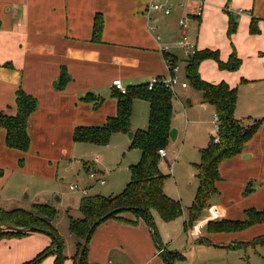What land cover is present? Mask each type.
Instances as JSON below:
<instances>
[{
  "label": "crops",
  "instance_id": "obj_1",
  "mask_svg": "<svg viewBox=\"0 0 264 264\" xmlns=\"http://www.w3.org/2000/svg\"><path fill=\"white\" fill-rule=\"evenodd\" d=\"M163 1L0 0V115H16V94L20 88L38 100V108L28 120V136L30 138V149L26 152L28 154L8 147L6 130L0 127V167L7 170L8 166H6L5 160L13 161L11 156H13L14 152H16L17 161L22 155H33L34 157H42V159L48 160L49 156L42 155L37 148L41 145L54 146L48 138L61 135L63 130H65L63 129L64 126L71 127L69 131L71 135L72 133L74 135L73 130L78 125L88 127L105 125L108 118L117 115V99L112 95L116 91L113 86L114 81H121L122 85L127 89L131 86L147 84L154 78L169 77L168 53L166 54L162 51V46L167 44L164 40L172 42L178 37L187 36V31L180 27L181 33L173 38L168 27L177 26L179 23L174 15L171 16L172 10L170 7H167L171 10L169 16L148 11L152 3L163 4ZM195 1L197 5L200 1L202 2L203 5H200L203 7V13L205 11V15L208 17L213 11H216L220 17L221 25L226 26L225 11L222 14L226 0ZM231 3L227 7L234 16L238 12H246L240 17L245 33L247 32V26L250 30L253 19L258 22V25L264 20V0H232ZM197 5L190 8L194 12L189 17L201 22L204 14L202 13L200 17L196 15ZM98 16L103 21V29L101 36L96 40L94 39V24ZM151 18H156L157 20L154 25L155 32H151L149 29ZM159 21L161 25L159 32L161 33H158V29H156ZM159 34L163 35L164 38V40L161 39V42L156 39L157 36L161 37ZM251 35L253 34L251 33ZM192 43L198 51V43ZM253 44L254 41L251 40V45L243 48L242 51L238 48V56L242 59H245L248 55H252V58L257 59L264 58V55L256 56L257 49L253 47ZM178 49L180 48L178 47ZM174 50L169 55L176 58L178 64H180L179 52L176 49ZM180 50L183 52L182 49ZM228 52L229 50L226 49V55H223L226 60L231 56L230 53L227 57ZM62 71L65 73V79H61ZM199 71L200 75H202L201 66ZM260 71L263 72V70ZM242 74L240 76L238 72L227 71L222 78V82L238 89L239 99L235 117L244 126H250L255 121L262 119L253 117L254 115L250 116L248 120L245 119V114L249 112L248 107L244 108L243 106L244 96H241V94L248 89L251 91L263 89L264 91V74L257 75L254 70L243 71ZM239 77L241 79L240 82ZM181 79L184 81L182 77ZM55 82H57V88L54 87ZM63 86L65 89L61 91ZM87 94H92L94 100H102V106H100L98 111L93 109V106L98 101H82V98ZM176 98L180 99V96L176 94ZM183 104L186 112V107H191L193 104L192 97L187 96ZM200 104L203 109L211 110L213 114H216L213 106L204 102ZM135 105L136 103L134 102L133 108ZM149 108L148 104L147 109ZM173 113L172 130L176 131V135L174 140L170 139L168 147L173 145L172 147L176 148L181 130L174 123V121L177 122L176 119L178 118L174 109V101ZM132 117L133 110L131 119ZM146 127L147 122L145 121V126L141 128L146 129ZM263 128L262 124L256 135L246 143L242 154L226 159L220 164L219 173L221 180L216 183V188L218 186L219 189L217 188V194L214 196L222 193L221 184L231 174L232 169H229L231 166L234 168L242 162L248 163L256 159L257 150H255V143L261 138ZM134 134L135 132L129 133V135ZM211 136H214V129L211 126L206 132L203 131L199 135L197 142L194 144L199 156L200 150L206 148L209 144ZM129 140L131 141L130 137ZM168 147L166 149L167 152ZM33 149L34 152L32 153ZM178 155L179 151H175L173 160H176ZM242 156L243 159L241 160ZM166 159L170 162L172 161L169 158V152ZM17 161L15 159V167L17 166ZM183 165L188 166L185 163ZM193 166V176L197 179V171L195 165ZM84 168L89 169L90 167L87 165ZM223 168H225V172ZM160 169L165 174L161 164ZM8 176L7 173L6 176L0 178L2 191L8 185ZM250 178L255 180L256 176ZM255 181L260 183L259 186L264 184V178ZM166 183L167 180L164 186L165 193L174 197L167 192ZM198 185L197 183V188ZM79 187L86 188L90 192L89 187ZM197 188L195 194L197 193ZM248 193L250 198L255 199L259 196L255 191ZM2 195L0 193V200ZM214 196L211 197L209 206L206 209L213 206L218 207L219 215H221V212L224 214L223 218L219 219L220 216L213 215L202 218L201 215L205 209L196 220V222L200 220L196 224V232L193 231V223L189 227L192 230V238L196 239L198 245L214 246L228 251H235L228 247L237 243L246 244V246L239 249L251 246L248 244L253 241H226L225 243L217 244L211 240L213 239L212 237L208 236L209 234H233L243 231L213 232L210 230V223L242 221L229 218V212L232 209L230 206L223 204L220 206L213 205ZM14 197L16 198L17 194H14ZM29 198L27 191L23 200L29 201ZM179 198H182V193H179ZM178 201L180 200L178 199ZM250 204L255 205H253V208L246 209L248 211L261 212L264 210V208L258 210L259 207L256 206L258 205L256 203ZM260 205H263V203ZM122 217L127 221L108 220L96 228L88 245L87 264H166L163 254L166 255L165 252L167 251L179 255L185 260L182 253L168 248L161 242L155 226L153 231L143 218L137 219L132 212H124ZM252 226H264V223ZM203 228H206L207 233H202ZM260 230H264V227ZM186 231L187 226L185 225L184 232ZM52 242L49 235L40 232L30 233L21 238H3L0 240V264L29 263L39 254L52 247ZM76 254L77 247L73 244L68 251H63V256L66 259L62 264H76ZM39 264H56V255L48 256Z\"/></svg>",
  "mask_w": 264,
  "mask_h": 264
},
{
  "label": "rangeland",
  "instance_id": "obj_2",
  "mask_svg": "<svg viewBox=\"0 0 264 264\" xmlns=\"http://www.w3.org/2000/svg\"><path fill=\"white\" fill-rule=\"evenodd\" d=\"M231 1L226 0L224 9H222V14L223 11L226 14V26L221 25L220 17L216 11H213L209 17L205 15L204 11L201 22L195 18H190L189 15H193L194 12L190 8L197 5L195 0H164L163 5L171 8V16L174 15L178 23L181 20L185 21L186 26L183 29H186L189 40L195 44L198 43L199 52L209 49V51L218 54L220 61L228 62L229 58L226 60L223 57V55H226V49L229 50L227 57L235 51L237 57L243 63L235 72H238L242 76L243 71L254 70L255 74L262 75L264 74V58L257 59L252 58V55H248L245 59H242L238 55L239 49L242 51L243 48L251 45V40L254 41L253 47L257 49L256 56L260 57V55H264V20L259 25L256 22L255 29L258 31L257 33L251 35V28L249 30L248 26L245 33L240 18L241 15L246 13L243 11L240 16L236 15L234 18L238 24L236 32L229 35L230 17L226 8L230 5ZM200 4H202L201 1L197 6L199 7ZM160 27L159 21L156 28L158 29V33H161L159 32ZM181 28L179 25L168 27L173 38L181 33ZM161 38L164 40L163 35H161ZM179 38L172 42L164 40L167 43L164 45L169 47L170 53L174 49L178 50L182 69L180 75L184 81L188 82L186 76H184L185 61L188 57L178 49L177 43ZM200 66L201 76L208 83H221L222 78L227 73L226 70L220 69L218 61L214 58L202 61ZM258 69L263 70V72ZM169 77L157 79L166 81ZM240 80L239 77V82ZM188 84V89L184 90L178 86L175 89V94H173L174 109L178 116L177 122L174 121V123L181 130V134L176 148L172 147L173 145L168 147L170 143L167 146L169 158L172 161L170 162L168 159L160 160L162 169L165 175H167L166 190L174 197L167 195L174 200L179 199L184 210L182 216L179 217L180 219L177 218L178 220L175 219L171 222H164L157 212H152L153 223L158 230L161 242L168 248L182 253L185 257V260L184 258L175 259L173 264H264V247L247 246L243 249L228 251L214 246L198 245L196 239L191 236L192 230L189 228L191 224L187 209L195 201L198 183V180L193 176V165L199 164L201 161V156L196 151L194 144L197 142L201 132H206L210 126L214 127L215 114L211 110H205L201 107L200 103H203L202 93L192 87L189 82ZM63 89L61 91H64ZM176 94L180 96V99L176 98ZM187 96L192 97L193 104L191 107H186L187 110L185 112L183 102ZM241 96H244L243 106L244 108L248 107L249 112L245 114V119L248 120L250 116L254 115L253 117L262 119L264 126L263 89L253 91L248 89ZM134 102L136 105L132 109L133 117L130 122V132L136 133L139 130H145V128H141L145 126V121L148 126L150 109H147L148 104L144 100L134 99L133 104ZM100 106H102V103ZM100 106L96 107L94 105L93 109L98 111ZM78 127L88 126L78 125L73 131ZM63 129L65 130H63L61 135L48 138L54 146L41 145L37 148L42 155L49 156L48 160L42 159V157H34L33 155H22L17 161L16 152L11 156L13 161L5 160V164L8 167L7 170L0 167V178L6 176L7 173L9 176L7 177L8 185L5 189L2 191L0 188V193L3 194L0 200V208L6 211L18 208L30 210L33 205L37 204L52 207L55 210V218L52 224L58 231L63 241L64 251L66 252L70 247L72 248L73 244L76 245L75 238L73 239L70 233L69 224L70 218L74 220L81 218L78 203L83 197L80 192H71L69 187L73 185L89 187V195H102L105 197L118 195L124 191L130 182V167L137 165L141 161V152L138 149L131 148V141L129 140L130 132L113 133L108 144L100 145L89 142H76L73 138V133L71 135L69 131L71 127L64 126ZM255 150H257V157L254 161L248 163L242 162L239 166L234 168L231 166L229 168L232 169V175L229 174L226 180L222 182V193L219 191L220 194L213 197V205L220 206L223 204L232 208L229 212V218L232 220H245V215L248 211L246 209L253 208V205H255L250 203L258 204L256 205L259 207V209L257 208L258 210L264 208V184L259 186L260 183L255 181L264 178V170L262 172V169H264V130L261 138L255 143ZM175 151H179V155L176 160H173ZM26 152L24 154H28ZM33 152L34 149L32 150ZM14 158L17 161L16 167L14 165ZM240 159L242 160L243 156ZM85 163L90 167L89 169L87 168L89 171L84 168ZM184 163L188 166H184ZM93 168L106 174V185L97 183L95 179L89 176V172ZM170 169L173 170L172 174H170ZM223 171L225 172V168H223ZM255 176V180L250 178ZM27 191L30 198L29 201H24L23 198ZM252 191L257 192L259 196L255 199L250 198L248 192ZM179 193H182V198H179ZM14 194H17L16 198ZM262 203L263 205H260ZM219 214V208L213 206L206 209L201 216L205 218L213 215L220 216L219 219H222L223 212H221V215ZM199 221H195L192 225L195 232L196 224ZM185 225L187 226L186 232H184ZM262 227L264 226H252L239 233L209 234L208 236L212 237L213 239L211 240L217 244H221V242L225 243L226 241L249 242L254 241L256 238L264 237V230H260ZM202 231L204 234L207 233L206 228H203ZM49 237L52 239L51 236Z\"/></svg>",
  "mask_w": 264,
  "mask_h": 264
},
{
  "label": "trees",
  "instance_id": "obj_3",
  "mask_svg": "<svg viewBox=\"0 0 264 264\" xmlns=\"http://www.w3.org/2000/svg\"><path fill=\"white\" fill-rule=\"evenodd\" d=\"M229 35L237 30L235 16L229 11ZM256 20L251 22L252 34L257 33L255 29ZM103 29V21L100 16L96 17L94 24V39H99ZM214 58L218 61L221 70L230 72L237 71L242 61L234 51L228 62L220 61L218 54L209 50L197 51L189 56L186 61L185 76L192 87L203 95V102L214 107L216 115L220 118L219 142H215V136H211L206 148L200 150L201 161L195 165L197 171L198 188L195 201L187 209L190 224L194 223L201 213L209 206L212 196L217 194L216 183L221 180L219 173L220 164L229 158L242 154L244 146L250 141L260 129L263 121L257 120L250 126H244L236 119L235 111L239 99L237 88L230 87L227 83L211 84L204 81L200 75L202 61ZM171 65L178 60L167 55ZM9 66V65H8ZM61 79H65L62 71ZM149 89V83L131 86L126 93L118 89L113 92L117 99V115L108 118L105 125L101 127H78L74 131L73 138L76 142H89L106 145L113 133L130 132V122L134 99L146 101L150 106L148 126L145 130L137 131L131 140V148L141 152V161L130 167L131 179L124 191L118 195L105 197L102 195H86L79 202L81 218H70L69 229L76 240L77 254L76 264H87L88 245L96 228L108 220L118 222L127 221L122 217L124 212H132L137 219L143 218L148 225L154 228L152 212L159 214L165 222H171L183 214V208L178 200L170 198L164 191L167 176L160 169V149L167 148L170 143L173 118V93L163 80ZM65 84V83H64ZM61 87V89H63ZM82 100L87 102L98 101L95 106H100L102 100H94L92 94H87ZM17 113L15 116L0 115V127L6 130L7 146L26 152L30 148L28 136V120L38 108V100L25 93L21 88L16 94ZM87 163L84 164L86 167ZM1 171V170H0ZM1 174V173H0ZM55 210L48 205H33L30 210L21 208L4 210L0 208V240L8 237H24L30 233L40 232L52 237V247L39 254L34 260L26 264H39L51 255H56V264H62L66 259L63 256V241L58 231L53 226ZM264 223V210L257 212L249 210L246 212L244 221H221L210 223V230L216 232L244 230L252 225ZM6 226L7 228H1ZM13 227L16 229H11ZM154 231V230H153ZM88 244L83 251L85 241ZM251 246L264 247V237L256 238L249 243ZM246 244L237 243L229 246L237 250ZM169 264L175 259H182L179 255L165 252Z\"/></svg>",
  "mask_w": 264,
  "mask_h": 264
},
{
  "label": "built area",
  "instance_id": "obj_4",
  "mask_svg": "<svg viewBox=\"0 0 264 264\" xmlns=\"http://www.w3.org/2000/svg\"><path fill=\"white\" fill-rule=\"evenodd\" d=\"M149 12H155V13H163L165 16H169L171 14V10L168 9L165 5L163 4H157V3H152L148 9ZM203 13V7L200 6L198 8H196V15L199 17L201 16ZM237 16H240L242 14V12H238L236 13ZM156 18H151L150 19V25H149V29L151 32H155V27L154 25L156 24ZM179 26L182 28H185L186 23L184 20H181L179 22ZM158 42H161V37L157 36L156 37ZM177 46L183 50L184 54L186 57H189L191 55H194L197 52V49L195 47V45L192 43L191 40H189V38L187 36H182L178 43ZM162 51L164 53H168L167 55H169V47L167 45L162 46ZM168 67H169V72H170V77L166 80L163 81V83L166 85L167 88H169L171 90V92L173 94H175V89L176 87L180 86L184 89L189 87V84L187 81H182L180 74H181V66L180 64H175V65H171L170 61L168 59ZM159 79L154 78L151 80L150 84H149V89L151 90L152 87L159 83ZM113 86L118 89L121 93L125 94L126 93V88L122 85L121 81L116 80L113 82ZM214 136H215V142H219L220 137H219V133H220V118L218 115L215 114L214 117ZM159 156L161 159H166L168 156V152L166 149H160L158 152ZM172 169V168H171ZM170 169L171 174L173 173V170ZM89 176L92 179H95L97 183L101 184V185H105L107 183L106 180V174L96 171L94 168L91 169V171L89 172ZM69 190L71 192H80L83 196L89 195V190L86 188H81L78 185H73L69 187Z\"/></svg>",
  "mask_w": 264,
  "mask_h": 264
},
{
  "label": "water",
  "instance_id": "obj_5",
  "mask_svg": "<svg viewBox=\"0 0 264 264\" xmlns=\"http://www.w3.org/2000/svg\"><path fill=\"white\" fill-rule=\"evenodd\" d=\"M54 87L57 88V82L54 83ZM175 135H176V131H175V130H172V131H171V134H170V138H171L172 140H174V139H175ZM133 136H134V135H129V137H130L131 140L133 139ZM1 228H4V229H5V228H7V227H6V226H2ZM9 228H11V229H16V228H13V227H9ZM16 230H18V229H16ZM87 244H88V239L85 241L83 251H84V249L86 248ZM163 256H164V258H165V260H166V259H167L166 255L163 254ZM167 263L169 264V261H167ZM79 264H81V260L79 261Z\"/></svg>",
  "mask_w": 264,
  "mask_h": 264
}]
</instances>
